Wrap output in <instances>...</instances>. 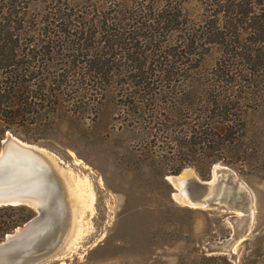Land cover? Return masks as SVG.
<instances>
[{
	"label": "rangeland",
	"instance_id": "obj_1",
	"mask_svg": "<svg viewBox=\"0 0 264 264\" xmlns=\"http://www.w3.org/2000/svg\"><path fill=\"white\" fill-rule=\"evenodd\" d=\"M162 10L170 16L158 18ZM253 15L262 30L252 29ZM100 47L118 80L226 77L253 98L242 101L247 155L234 166L216 163L255 197L252 226L232 252L218 244L235 234L234 212L177 203L163 181L165 158L145 160L149 146L164 153L167 132L146 137L148 113L121 114L115 88L102 94L89 81L96 74L86 63ZM11 58L45 67L39 78L48 83L66 75L74 86L68 97L47 98L43 108L58 114L55 124L45 120L13 134L45 149L64 174L68 234L39 264H264V0H0V59ZM156 116L166 119L157 107ZM124 120L136 128H123ZM214 165L207 178L186 168L209 179Z\"/></svg>",
	"mask_w": 264,
	"mask_h": 264
},
{
	"label": "trees",
	"instance_id": "obj_2",
	"mask_svg": "<svg viewBox=\"0 0 264 264\" xmlns=\"http://www.w3.org/2000/svg\"><path fill=\"white\" fill-rule=\"evenodd\" d=\"M165 11L158 12V18H167L165 14L170 16ZM250 19L253 20L251 27L254 31L262 30L257 16L253 15ZM214 22H218L217 27L220 26V20ZM106 44L112 49L117 45L110 41ZM33 62L0 59V144L8 133L20 135L19 131L25 133L23 129L42 125L45 120H53L55 124L58 114H48V110L43 108L47 98L53 96L58 100L60 96H70L69 89L74 87L67 84L66 75L63 80L55 78L51 83L39 78L45 67ZM109 63L111 58L106 57L101 47L98 48L91 63H86L96 74L94 80L89 81L96 84L102 94L115 88L120 98L121 108L118 111L121 114L130 115L129 111L148 113L144 129L146 137L153 136L154 129L156 135L157 130L167 132L168 138L163 140L166 146L159 150L164 153L159 154L147 145L145 154V160L150 163H154L157 157L165 158V184L168 173L178 174L184 168L194 166L201 177L207 178L214 164L222 162L234 166L247 155L250 140L247 136L248 111L243 110L242 101L245 100L244 105H247L253 98L246 95V91L244 95L242 89L236 90L232 80L226 77L201 80L194 76L177 80L165 76L132 75L118 80ZM76 82L75 91L79 92L82 90L81 83ZM156 107L161 115L166 114L162 122L156 121L159 119ZM169 114L176 117L175 121L168 117ZM166 120L173 123L169 124ZM133 122L124 120L121 125L135 129ZM168 149L175 152L173 157ZM35 215V210L25 205L0 206V241Z\"/></svg>",
	"mask_w": 264,
	"mask_h": 264
},
{
	"label": "water",
	"instance_id": "obj_3",
	"mask_svg": "<svg viewBox=\"0 0 264 264\" xmlns=\"http://www.w3.org/2000/svg\"><path fill=\"white\" fill-rule=\"evenodd\" d=\"M32 145L10 135L3 140L0 206L25 205L34 209L36 215L0 241V264H39L60 249L68 234L62 167L45 149ZM222 167L227 172L215 176L213 167L209 179H201L196 174L197 178L185 183L182 175L190 169L186 168L167 176V180L173 186L172 197L177 203L201 208L221 207L234 212L235 234L230 240L218 244L220 250L232 252L252 226L250 200L254 194L248 188L249 200L246 192H240L241 185L246 187V183L232 169ZM235 190L239 191V197ZM240 210L244 215L239 214Z\"/></svg>",
	"mask_w": 264,
	"mask_h": 264
},
{
	"label": "bare ground",
	"instance_id": "obj_4",
	"mask_svg": "<svg viewBox=\"0 0 264 264\" xmlns=\"http://www.w3.org/2000/svg\"><path fill=\"white\" fill-rule=\"evenodd\" d=\"M8 135H10V136H12V137H15L13 134H11V133H8ZM17 138V137H16ZM19 139V138H18ZM19 140H21V139H19ZM22 141V140H21ZM25 142V141H24ZM26 144H27V142H25ZM32 146H34V147H36V148H38V149H40L39 147H37V146H35V145H32ZM41 150V149H40ZM225 169V167H222V166H220L219 164H216L215 166H214V173H215V176H216V174H219L220 172H227V171H223ZM182 177L183 178H185V180H184V182L185 183H188L189 181H191L192 179H195V178H197V175H196V173L194 172V170L193 169H188L187 171H185L184 172V174L182 175ZM201 179H203V178H201ZM62 185H63V192H64V200H65V204H66V201H67V193H66V191H65V186H64V180L62 179ZM248 186L246 185V187H243L242 185H241V193L242 194H244V192H246V196L248 197V199L250 200V198H251V195L248 193L249 191H248ZM250 189V188H249ZM242 194H241V196H242ZM235 195H237V197H239L240 196V193H239V191H237V190H235ZM242 198H244L245 199V197H243L242 196ZM240 199V198H239ZM247 199V198H246ZM240 200H242V199H240ZM250 212L252 213V217L254 216V213H253V208L255 207V197L253 198V199H251L250 200ZM187 206V205H186ZM189 207H196V206H189ZM197 208V207H196ZM66 210H67V219H68V221H67V223L69 222V226H70V222H71V212H70V206H69V204L67 203L66 204ZM239 214L240 215H244V212L242 211V210H240V212H239ZM65 240V239H64ZM63 243V242H62ZM62 243H61V245L60 246H62Z\"/></svg>",
	"mask_w": 264,
	"mask_h": 264
}]
</instances>
